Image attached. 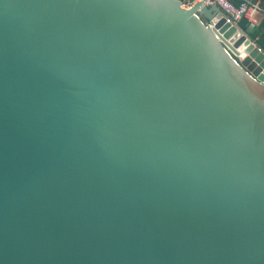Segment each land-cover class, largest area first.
Returning a JSON list of instances; mask_svg holds the SVG:
<instances>
[{"label":"water","instance_id":"1","mask_svg":"<svg viewBox=\"0 0 264 264\" xmlns=\"http://www.w3.org/2000/svg\"><path fill=\"white\" fill-rule=\"evenodd\" d=\"M207 0H0V264H264V51Z\"/></svg>","mask_w":264,"mask_h":264},{"label":"built area","instance_id":"2","mask_svg":"<svg viewBox=\"0 0 264 264\" xmlns=\"http://www.w3.org/2000/svg\"><path fill=\"white\" fill-rule=\"evenodd\" d=\"M196 1L194 0L186 3L187 6L193 5ZM208 6H219L223 11L227 21L238 25L243 21L247 20L251 27L258 25L261 20H264V7L260 2L253 0H241L239 4H236L233 0H207Z\"/></svg>","mask_w":264,"mask_h":264},{"label":"trees","instance_id":"3","mask_svg":"<svg viewBox=\"0 0 264 264\" xmlns=\"http://www.w3.org/2000/svg\"><path fill=\"white\" fill-rule=\"evenodd\" d=\"M183 2L187 3L189 1H194V0H182ZM236 4H239L241 0H233ZM262 5L264 7V0H262ZM240 28L244 30L248 35L252 38L253 41L256 42V44L262 48L264 51V20H261V22L254 26L251 27L250 23L247 20H243L239 24Z\"/></svg>","mask_w":264,"mask_h":264},{"label":"crops","instance_id":"4","mask_svg":"<svg viewBox=\"0 0 264 264\" xmlns=\"http://www.w3.org/2000/svg\"><path fill=\"white\" fill-rule=\"evenodd\" d=\"M253 1H255V2H260L261 5H262V0H253ZM262 6H263V5H262Z\"/></svg>","mask_w":264,"mask_h":264}]
</instances>
